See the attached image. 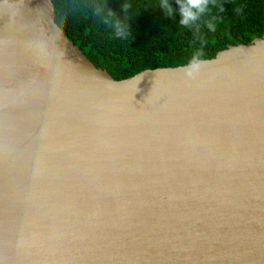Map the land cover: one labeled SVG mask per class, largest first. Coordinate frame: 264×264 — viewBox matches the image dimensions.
Returning <instances> with one entry per match:
<instances>
[{
	"label": "water",
	"instance_id": "95a60500",
	"mask_svg": "<svg viewBox=\"0 0 264 264\" xmlns=\"http://www.w3.org/2000/svg\"><path fill=\"white\" fill-rule=\"evenodd\" d=\"M0 264H264V35L115 80L0 0Z\"/></svg>",
	"mask_w": 264,
	"mask_h": 264
},
{
	"label": "trees",
	"instance_id": "16d2710c",
	"mask_svg": "<svg viewBox=\"0 0 264 264\" xmlns=\"http://www.w3.org/2000/svg\"><path fill=\"white\" fill-rule=\"evenodd\" d=\"M55 21L115 80L213 58L264 35V0H51Z\"/></svg>",
	"mask_w": 264,
	"mask_h": 264
}]
</instances>
